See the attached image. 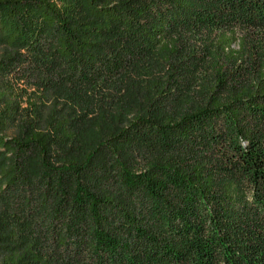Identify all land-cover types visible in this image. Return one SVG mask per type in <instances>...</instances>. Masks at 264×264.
<instances>
[{"label":"trees","instance_id":"16d2710c","mask_svg":"<svg viewBox=\"0 0 264 264\" xmlns=\"http://www.w3.org/2000/svg\"><path fill=\"white\" fill-rule=\"evenodd\" d=\"M0 44V264H264V0H0Z\"/></svg>","mask_w":264,"mask_h":264},{"label":"rangeland","instance_id":"374dc122","mask_svg":"<svg viewBox=\"0 0 264 264\" xmlns=\"http://www.w3.org/2000/svg\"><path fill=\"white\" fill-rule=\"evenodd\" d=\"M3 55H4L3 47L0 44V58ZM28 65H29L28 63L22 64V67L17 69V66H21L20 63H18V65H15L14 67L10 68L12 72L13 70H15L13 73H17L14 79L12 80L10 79L7 81L12 86V89H13L12 92L15 95V97L13 98L14 104L16 103L15 104L16 107L19 108L17 111L22 114L23 113L28 114L29 112L27 110L30 108V106L37 104L36 109L39 110V118L45 126H47V124L49 125V123L52 121L53 118L55 117L57 118L63 113L70 112L65 122L67 123L70 121L69 130L76 132V133L78 132L77 133L78 137H80L82 141L74 142V144H72L71 147H69L68 145H66L67 146L66 147L64 144L63 145L60 144L61 146H57L52 152V154L55 160L62 159L65 156V154H68L71 157L80 159L81 158L80 150H82V148L79 146L80 144L78 143L83 142L84 140H89L91 138L90 134L88 133H90V124L92 125L93 123V122H90L88 124H83V122L85 118H87V115H91L92 111L90 110L85 111L83 108H81L80 110H77V107L75 108L70 107L68 105L69 101L72 99H75L76 94L73 92H69L68 90L59 91L58 93H51L49 95L48 93H45L43 88H41L39 84V80L42 79L43 76L42 74H38L37 71L47 70V69L46 68L43 69V66L37 69H34V68L29 69ZM150 65H151L150 62H147L144 64L145 68H150ZM49 70L50 69H48L47 72H49ZM6 75H7L6 70H4L3 72H0V91L3 90L2 83L6 82L7 80ZM17 78L19 79L15 80ZM41 92H43L44 95H47V98L41 96L40 95ZM160 99L164 100L161 97ZM3 108H4L3 104L0 101V110H2ZM13 132H14V127L13 129H9L7 132H5V134L12 135ZM62 146L66 148L67 150L63 149ZM68 147L70 149H68ZM103 160L104 159L100 157V160H98L100 161V163L96 162L94 165L101 166L100 164L103 163ZM93 185L100 190L113 191V189L111 190V188L105 185L104 183H96L93 181Z\"/></svg>","mask_w":264,"mask_h":264}]
</instances>
